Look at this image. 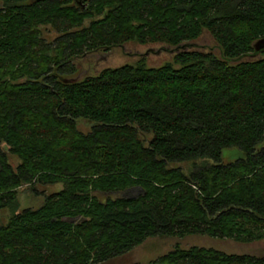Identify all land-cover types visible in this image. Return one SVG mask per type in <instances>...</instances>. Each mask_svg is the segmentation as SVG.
<instances>
[{"label":"trees","instance_id":"16d2710c","mask_svg":"<svg viewBox=\"0 0 264 264\" xmlns=\"http://www.w3.org/2000/svg\"><path fill=\"white\" fill-rule=\"evenodd\" d=\"M82 2L0 0V210L62 184L0 225V264H122L149 238L264 242V53L242 59L264 39V0ZM204 31L221 56L184 49ZM128 42L181 51L65 78L75 58ZM231 147L246 157L223 164ZM153 264L264 257L175 247Z\"/></svg>","mask_w":264,"mask_h":264},{"label":"rangeland","instance_id":"374dc122","mask_svg":"<svg viewBox=\"0 0 264 264\" xmlns=\"http://www.w3.org/2000/svg\"><path fill=\"white\" fill-rule=\"evenodd\" d=\"M83 3V2H82ZM88 22H84L86 26ZM43 38L50 42L54 40L58 34L49 26L40 27ZM181 47V46H180ZM180 47L169 46L165 44H149L140 45L137 42H128L122 46L113 47L108 50H99L92 53H87L84 56L75 58L72 63L75 68L74 72L66 75L65 78L69 81H76L84 76H94L105 68H117L123 65H133L137 62H143L146 67H158L165 63H171L175 54L181 51ZM185 50H200L202 52H212L221 56L220 50H217L213 38L204 31L198 40L187 44ZM219 51V52H218ZM260 54L248 55L242 59H255ZM77 129L82 133H87L89 127L85 122H78ZM150 137V135L148 136ZM264 146V142L257 146V149ZM246 155L237 147L224 148L221 151V162L229 164L239 159H244ZM201 160H198L200 163ZM208 162L213 163L208 160ZM8 163L16 169L20 160L14 155H8ZM187 170L190 167L189 162L176 164ZM34 191L23 188L19 190L17 195V203L14 208H3L0 210V225L8 222L13 214L21 213L24 210H37L41 207L47 196L58 193L62 190L61 183L35 185ZM134 190L129 195L137 194ZM175 247L182 250L191 247H202L223 252L228 255H249L252 257H264V242H253L250 244H240L227 239H214L206 236H188L185 238H149L141 245L132 249L127 255L119 259L122 264H153L158 258L172 251Z\"/></svg>","mask_w":264,"mask_h":264},{"label":"water","instance_id":"95a60500","mask_svg":"<svg viewBox=\"0 0 264 264\" xmlns=\"http://www.w3.org/2000/svg\"><path fill=\"white\" fill-rule=\"evenodd\" d=\"M72 1H83V0H72ZM254 47V54H261L264 53V39L258 40L256 43L253 44Z\"/></svg>","mask_w":264,"mask_h":264},{"label":"flooded vegetation","instance_id":"af4514ba","mask_svg":"<svg viewBox=\"0 0 264 264\" xmlns=\"http://www.w3.org/2000/svg\"><path fill=\"white\" fill-rule=\"evenodd\" d=\"M72 1V0H71ZM73 3H75V4H80V5H82V1H72Z\"/></svg>","mask_w":264,"mask_h":264}]
</instances>
